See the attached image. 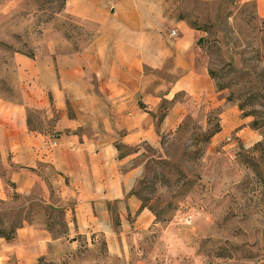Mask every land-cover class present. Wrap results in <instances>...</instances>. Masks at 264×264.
Returning a JSON list of instances; mask_svg holds the SVG:
<instances>
[{
    "label": "rangeland",
    "instance_id": "1",
    "mask_svg": "<svg viewBox=\"0 0 264 264\" xmlns=\"http://www.w3.org/2000/svg\"><path fill=\"white\" fill-rule=\"evenodd\" d=\"M108 1H0V99L26 103L29 131L49 151L63 138L95 134L77 107L76 97L89 90L77 73L92 57L86 51ZM178 6L191 10L179 18L202 24L198 30L207 33L199 42L223 87L221 104L200 105L175 134L163 133L158 146L116 141L127 159L124 168H139L132 194L150 211V221L136 222L138 211L125 217L124 228L122 206L114 204L113 228L91 241L79 235L75 254L70 250L73 255L58 261L41 257L40 264H264V17L256 0H185ZM169 106L162 102L161 112ZM235 106L239 125L212 142L220 113ZM0 176H6L1 157ZM5 183L11 194L0 199V230L8 233L43 213L55 235L69 238L60 208L41 201L40 192L31 200L13 193L11 180Z\"/></svg>",
    "mask_w": 264,
    "mask_h": 264
},
{
    "label": "crops",
    "instance_id": "2",
    "mask_svg": "<svg viewBox=\"0 0 264 264\" xmlns=\"http://www.w3.org/2000/svg\"><path fill=\"white\" fill-rule=\"evenodd\" d=\"M181 2L185 0L108 1L102 26L86 51L92 57L77 73L87 79L89 90L76 101L90 117V128L83 131L94 132L93 137L63 138L49 151L29 131L26 103L0 99V157L6 170L0 176V199L10 200L8 180L15 183L12 192L23 197L35 200L40 192L41 201L63 211L71 233L69 238L55 235L45 214H33L24 218L12 240L0 238V264H40L41 257L58 261L75 254L79 235L91 241L93 234L115 226L114 204L122 206L124 228L125 217L138 211L136 222L148 224L150 211L132 194L139 168H124L127 159L114 143L158 146L163 133L175 134L200 105L212 109L222 99L209 72L210 57L199 42L207 33L179 18L190 10L179 7ZM256 4L258 16L264 17V0ZM172 29L178 35H171ZM162 102L170 103L163 113ZM220 118L212 142L239 125L237 106L222 111Z\"/></svg>",
    "mask_w": 264,
    "mask_h": 264
},
{
    "label": "trees",
    "instance_id": "3",
    "mask_svg": "<svg viewBox=\"0 0 264 264\" xmlns=\"http://www.w3.org/2000/svg\"><path fill=\"white\" fill-rule=\"evenodd\" d=\"M0 1H1V0H0ZM191 26H192L193 28L199 29V28H201L202 24L199 25V24H196V23L194 22V24L192 23ZM209 72H210V75L212 76V73H211L210 70H209ZM212 78H213V76H212ZM216 85H217V87H218L219 90H222V89H223V87L219 86L218 83H216ZM16 229H17V228H16ZM16 229H11L8 233H6V232L0 230V238H2V237H3V238H6L7 241L12 240V239L15 237Z\"/></svg>",
    "mask_w": 264,
    "mask_h": 264
},
{
    "label": "built area",
    "instance_id": "4",
    "mask_svg": "<svg viewBox=\"0 0 264 264\" xmlns=\"http://www.w3.org/2000/svg\"><path fill=\"white\" fill-rule=\"evenodd\" d=\"M170 33H171V35H177V30L176 29H172L170 31ZM56 145H57V141L55 139L50 140L49 143H48V146L51 147V148H53Z\"/></svg>",
    "mask_w": 264,
    "mask_h": 264
}]
</instances>
